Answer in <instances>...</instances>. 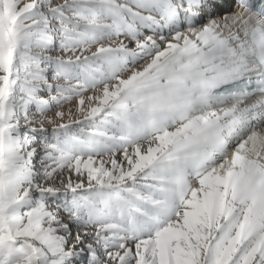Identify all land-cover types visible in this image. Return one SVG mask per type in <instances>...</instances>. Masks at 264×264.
Wrapping results in <instances>:
<instances>
[{"label": "snow or ice", "instance_id": "1", "mask_svg": "<svg viewBox=\"0 0 264 264\" xmlns=\"http://www.w3.org/2000/svg\"><path fill=\"white\" fill-rule=\"evenodd\" d=\"M0 264H264V0H0Z\"/></svg>", "mask_w": 264, "mask_h": 264}, {"label": "rangeland", "instance_id": "2", "mask_svg": "<svg viewBox=\"0 0 264 264\" xmlns=\"http://www.w3.org/2000/svg\"><path fill=\"white\" fill-rule=\"evenodd\" d=\"M68 107H70V106H69V105H66V106H65V109H67ZM65 122H67V121H65Z\"/></svg>", "mask_w": 264, "mask_h": 264}]
</instances>
